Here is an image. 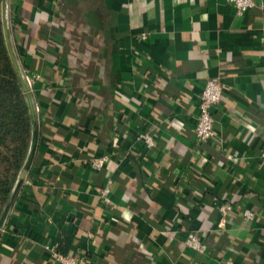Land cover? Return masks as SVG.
I'll return each instance as SVG.
<instances>
[{"label":"crops","instance_id":"1","mask_svg":"<svg viewBox=\"0 0 264 264\" xmlns=\"http://www.w3.org/2000/svg\"><path fill=\"white\" fill-rule=\"evenodd\" d=\"M7 5L38 138L0 264H57L49 249L85 264H264V0L242 15L225 0ZM211 77L224 85L217 137L198 143ZM147 132L150 148L136 139ZM217 203L231 205L224 224ZM190 232L203 254L184 247Z\"/></svg>","mask_w":264,"mask_h":264},{"label":"trees","instance_id":"2","mask_svg":"<svg viewBox=\"0 0 264 264\" xmlns=\"http://www.w3.org/2000/svg\"><path fill=\"white\" fill-rule=\"evenodd\" d=\"M12 22L10 19L11 31ZM31 129L24 95L5 49L0 18V213L27 156Z\"/></svg>","mask_w":264,"mask_h":264},{"label":"built area","instance_id":"3","mask_svg":"<svg viewBox=\"0 0 264 264\" xmlns=\"http://www.w3.org/2000/svg\"><path fill=\"white\" fill-rule=\"evenodd\" d=\"M59 0H55L57 3ZM230 5L234 6L236 13L242 15L248 9L252 8L253 0H225ZM147 34H141L140 39L145 40ZM24 74V80L28 89L31 88L32 81L35 76H31L29 73ZM204 87L198 98V107L197 113L194 118V137L198 143H206L214 141L217 137V134L214 130L213 118L211 115V108L218 105L220 102L222 93L224 91V85L220 82L218 77L207 78L204 82ZM31 90V89H30ZM137 141L141 142L146 148L154 146L155 140L150 133H141L136 137ZM107 157H92L87 161V166L101 170L106 167L108 163ZM109 193V188L105 187L100 191V195L103 199V202H107V196ZM220 223L224 224V217L232 211L230 204L217 203ZM242 217L245 221L251 220L253 218V212L246 210L242 213ZM183 244L185 248L192 249L198 253L203 254L205 251V244L202 241L199 235H196L193 232H190L184 239ZM50 258L52 261L57 264H85L83 260L79 259L74 255L62 254L55 249H49Z\"/></svg>","mask_w":264,"mask_h":264},{"label":"water","instance_id":"4","mask_svg":"<svg viewBox=\"0 0 264 264\" xmlns=\"http://www.w3.org/2000/svg\"><path fill=\"white\" fill-rule=\"evenodd\" d=\"M8 11V5H7V0H1L0 1V18H1V31L3 32V39H4V45L5 49L8 54V58L10 60L12 69L14 70L20 90H22L24 99H25V104L26 108L28 109V114H29V120H30V125H31V133H30V140H29V145H28V153L25 158L24 163L21 166V170L17 176V179L15 183L12 186V191L11 194L9 195L8 200L6 203L3 205V209L0 213V231L2 229V225L12 208V203L18 194L20 190V186L22 185L24 179L26 178L28 172H29V167L31 165V162L33 160L35 151H36V143H37V138H38V128H37V111L34 106V102L32 99L31 95V90L28 89L26 82L24 80V74L23 70L20 69L15 51H13V46L11 42V35L9 31V12Z\"/></svg>","mask_w":264,"mask_h":264}]
</instances>
